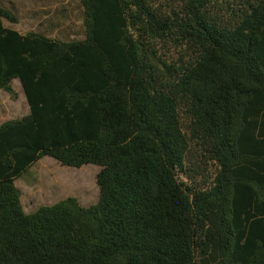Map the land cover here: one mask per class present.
<instances>
[{
	"label": "trees",
	"instance_id": "obj_1",
	"mask_svg": "<svg viewBox=\"0 0 264 264\" xmlns=\"http://www.w3.org/2000/svg\"><path fill=\"white\" fill-rule=\"evenodd\" d=\"M84 38L9 27L0 264H264V0H79ZM44 157L100 167L96 204L26 213Z\"/></svg>",
	"mask_w": 264,
	"mask_h": 264
},
{
	"label": "rangeland",
	"instance_id": "obj_2",
	"mask_svg": "<svg viewBox=\"0 0 264 264\" xmlns=\"http://www.w3.org/2000/svg\"><path fill=\"white\" fill-rule=\"evenodd\" d=\"M0 0L6 7L16 10L19 22L7 26L22 34L40 32L60 40L84 38L83 19L79 0ZM15 97L0 92V125L20 118L24 109L18 104L23 88L13 82ZM18 104V105H17ZM100 167L86 165L82 168L62 166L50 157H44L19 178L17 185L23 194V207L32 213L41 206H51L69 197H75L83 207L99 200L100 188L97 176ZM36 196H39L35 202Z\"/></svg>",
	"mask_w": 264,
	"mask_h": 264
},
{
	"label": "crops",
	"instance_id": "obj_3",
	"mask_svg": "<svg viewBox=\"0 0 264 264\" xmlns=\"http://www.w3.org/2000/svg\"><path fill=\"white\" fill-rule=\"evenodd\" d=\"M6 2H13L12 0H7ZM2 2H0V5H3V4H1ZM14 81H19L18 79H16V80H14ZM13 81V82H14ZM13 82H12V85H13ZM19 83H20V81H19ZM21 84V83H20ZM22 86V85H21ZM23 88V87H22ZM14 89V88H13ZM0 92H2V90H0ZM5 92V91H4ZM15 92V91H14ZM7 93V92H6ZM18 104L19 105H21V107L24 109V114H23V116L22 117H20V118H16V119H13V120H20V119H22V118H24V117H26V116H28L30 113H31V110H30V106H29V104H28V100H27V97H26V94H25V92H24V89H23V94L22 95H19V99H18ZM17 104V105H18ZM13 120H9V121H13ZM6 122H8V121H6ZM5 122V123H6ZM2 125V124H1ZM0 125V126H1ZM21 178V177H20ZM18 180L19 179H17L16 181H15V184H16V186L18 187V185H17V182H18ZM19 188V187H18ZM21 193H22V191H21ZM38 198H40L39 196H36V198H35V202H36V200L38 199ZM21 202H22V205H23V194H22V196H21ZM54 205V204H53ZM24 208V207H23Z\"/></svg>",
	"mask_w": 264,
	"mask_h": 264
}]
</instances>
